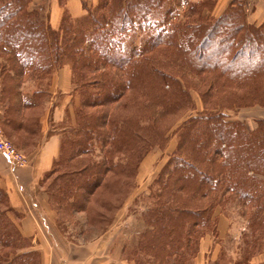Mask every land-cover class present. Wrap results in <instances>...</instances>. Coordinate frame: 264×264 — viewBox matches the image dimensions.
<instances>
[{
    "label": "trees",
    "instance_id": "trees-1",
    "mask_svg": "<svg viewBox=\"0 0 264 264\" xmlns=\"http://www.w3.org/2000/svg\"><path fill=\"white\" fill-rule=\"evenodd\" d=\"M209 1L183 2L181 19L170 8L173 0H98L91 11L85 8L83 25H73L63 14L55 28L30 0H0L5 58L0 102L9 98L4 124L34 135L38 116L22 110L41 107L36 99L43 89L22 98V78L40 82L64 63L72 66L71 107L61 119L59 154L51 165L56 174L45 187L54 208L87 209L98 186L116 188L107 184L110 178L127 186L147 148L167 136L159 124L168 120L170 127L181 119L191 106L189 89H198L203 110L176 127L167 176L159 177L161 188L146 217L149 226L132 250L149 257L150 264H184L199 228L213 227L209 232L216 233L211 214L217 195L200 202L216 191L238 195L252 212L255 240L264 241V120L248 130L225 113L264 106V18L249 22L240 0H231L213 17ZM125 97L122 111L111 109ZM0 203L5 207L0 209L1 246L18 249L26 239L9 215L16 212L1 188ZM30 248L25 256L37 254Z\"/></svg>",
    "mask_w": 264,
    "mask_h": 264
},
{
    "label": "rangeland",
    "instance_id": "rangeland-1",
    "mask_svg": "<svg viewBox=\"0 0 264 264\" xmlns=\"http://www.w3.org/2000/svg\"><path fill=\"white\" fill-rule=\"evenodd\" d=\"M185 1L186 3L202 4L208 0H173L174 3L170 8L175 11L176 14L174 15L181 19L183 17L182 12L185 10V4H183ZM210 1L212 2V7L207 10L210 12L209 14L211 16L215 17L220 15L228 4L222 11L220 10V13L219 7L223 8V5H225L227 1L230 3L231 0H222V2L218 0ZM240 1L244 3L247 20L249 22L259 23L262 21L264 15H262V13H256V10L259 4L264 5V0ZM97 4L98 0H95L92 4L86 6V9L91 11ZM30 5L40 11V17L49 21L48 0H41L37 3H31L30 0ZM262 7L264 8V6ZM85 14L83 13V15L76 18L69 16V21L73 25H83L84 22L87 21L85 19ZM134 42H138V37L134 39ZM4 59V55L0 53V72L5 62ZM63 65H68L72 74L71 64L66 62ZM57 69L58 68H55L53 72ZM50 79L51 76L49 78H44L40 82H36L31 77H23L20 85V96L24 98L30 95L34 89H43V95H40L36 99L38 102L41 104L52 102V106L53 104H59L61 100L57 96L51 95L47 90L49 88ZM1 81L0 75V85ZM72 82L74 88L73 74ZM189 94L191 98L190 109H187L181 116L182 118L180 117L181 119L176 123L174 122L170 127H167V125H169L168 120L159 124V127L164 129V136H167L164 140L161 139L162 141L158 139L154 146L149 147V149L147 148L148 152L146 151L141 161L138 163L132 180L127 183V186L121 187L120 184L118 185L116 178H110L107 184L115 183V185L117 184L115 186L116 188L107 185L104 187L98 186L91 197H88L89 202L85 206L87 207L85 210L82 209L77 211L67 209L63 211L54 208L55 202L49 200L48 196L46 199L47 202L45 201L42 203L41 200H37L35 209H31L40 220L38 228L40 230L41 239H37L36 242H34L35 240L25 238L26 242L20 241L23 246L14 250L11 247L2 248L0 243V260L3 259L0 264H18V260H31L34 264H43L44 262L50 264H100L99 259L95 257V252H97L95 251L96 245L99 248L102 246L116 248L115 254L113 253V255H111L112 258H123L133 264H150L149 257L139 252L134 253L132 250L136 246L139 237L144 234L143 231L147 230L146 227L149 226L147 225L146 217L148 210L153 208L155 197L158 195V191L161 188L158 181L159 177L163 175V177L166 178L167 176L163 173L168 158L176 148V127L183 118L196 115L203 110V104L198 89L191 87L189 89ZM10 97L14 102L19 99L15 94ZM2 99L3 102H0V109L2 111L0 116V128L2 131L0 138L10 143L16 152L26 157V162L24 164H16V166L20 168L26 167L30 162L26 153L32 151L37 142L34 137H30L22 130H13L10 126L4 124L2 121L5 110L4 105L9 98L6 96ZM126 100L127 97L112 103L111 109L113 110L115 107H119V111H122L123 109H120L119 105L125 104ZM42 108L43 105L28 111L22 110V114L25 113L27 116L35 118V116L40 115ZM225 113L229 120H236L243 123L248 130L255 129L257 127V121L264 120V106L260 105L229 108L225 110ZM14 115L18 120L19 114L14 113ZM64 116L63 114L62 118L65 119ZM61 119L53 122L54 128L59 129L61 127ZM96 152L98 153L97 150ZM97 156L96 154L94 158L98 159ZM54 173L55 172L51 171V169L45 173L41 181L44 188L47 187L51 178L56 174ZM126 179L127 178H124V180ZM212 195L213 196L202 198V200L199 198V200H201L200 202L202 203L207 202L208 198H214V195H217L213 205H215L217 201L219 202L215 205L211 214V217H213L216 222V233L209 232L213 227H210L209 231H205L206 229H204L205 232L202 231V228H199L201 232L195 236L193 248L186 253L184 264H194L195 257L200 250L201 241H204L203 248L205 251L207 250V256L204 258L203 264L250 263L253 257L262 253L264 250V241L260 242V240H255L257 234H252L251 232L253 229V227L250 226L252 212L247 210L244 206V202H242L235 193L216 191ZM184 196L185 193H178L179 198H183ZM38 199H43L44 201L45 196H40ZM43 204L45 206H43ZM3 208H5L4 205L0 203V209ZM94 214L97 215L96 218ZM9 215H11V219L15 222L19 218V214L17 213L13 214L10 212ZM262 233L264 232L262 231ZM16 243H18V241H16ZM30 246L35 248L37 254H30V256L26 254L25 256L23 253L27 251ZM38 247L46 250L48 254H45L46 252L41 253L42 250L40 251ZM214 247H216L218 252L215 260L211 261L210 257H212L213 254L210 253V250ZM2 254L3 256H1Z\"/></svg>",
    "mask_w": 264,
    "mask_h": 264
},
{
    "label": "crops",
    "instance_id": "crops-1",
    "mask_svg": "<svg viewBox=\"0 0 264 264\" xmlns=\"http://www.w3.org/2000/svg\"><path fill=\"white\" fill-rule=\"evenodd\" d=\"M40 1L41 0H31V3ZM94 1L95 0H48L49 22L53 27L57 28L63 14H68L75 18L79 17L85 12L86 6H89ZM218 1L222 2V0ZM228 2L229 1L223 5V8L219 7V13ZM262 6L264 5L259 4L256 13H262V15H264V8ZM73 89L72 74L68 65H63L52 73L49 88L47 90L51 95L57 96L61 101L57 105L53 104V106L52 102H45L42 104V112L38 116V129L36 131L34 130V135L28 134L27 130L23 131L27 135H31L30 137H34L37 142L35 148L26 153L30 160L26 167H17L5 154L0 152V188L4 190L7 195L8 206L19 214V218L16 222L18 223L21 235L25 238L35 240L34 242H36L37 239H41V236L38 228L40 220L32 209H35L37 200H41L42 203L45 201L47 202V194L41 181L45 173L51 169L54 159L58 156L60 145L61 128H54L53 122L61 119L66 109H69L68 107L71 105L70 101L72 99ZM32 109L34 108L26 110ZM1 112L0 109V116L2 114ZM40 196H45V200L38 199ZM43 206L45 205L43 204ZM203 245L204 241H201L200 250L195 257L194 264L204 263L207 250H204ZM95 247V251H97H94L95 257L99 259L100 264H133L123 258H112L111 255L116 252V248L108 246L99 248L97 245ZM38 249L40 251L42 250L41 253L46 252L43 248L38 247ZM217 252L218 250H216V247L210 250V253L213 254V256L210 257L211 261L215 260ZM45 254H48V252ZM260 263L264 264V250L262 253L253 257L248 264ZM43 264L50 263L44 262Z\"/></svg>",
    "mask_w": 264,
    "mask_h": 264
},
{
    "label": "built area",
    "instance_id": "built-area-1",
    "mask_svg": "<svg viewBox=\"0 0 264 264\" xmlns=\"http://www.w3.org/2000/svg\"><path fill=\"white\" fill-rule=\"evenodd\" d=\"M2 133L0 128V134ZM0 152L5 154L13 164H24L26 157L14 149V147L7 141L0 138Z\"/></svg>",
    "mask_w": 264,
    "mask_h": 264
}]
</instances>
